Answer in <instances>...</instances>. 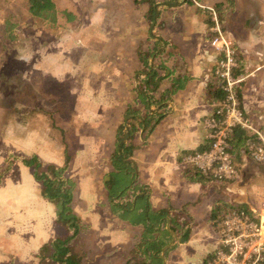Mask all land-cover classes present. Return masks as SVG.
I'll use <instances>...</instances> for the list:
<instances>
[{"label": "crops", "instance_id": "1", "mask_svg": "<svg viewBox=\"0 0 264 264\" xmlns=\"http://www.w3.org/2000/svg\"><path fill=\"white\" fill-rule=\"evenodd\" d=\"M197 3L216 9L221 28L233 41L234 74L242 78L240 107L255 128L264 130V0H109V22L88 16L81 23L75 16L63 22L66 40L86 51L43 56L60 86L79 77L81 110L94 112L54 121L39 106L25 111V127L18 121L10 124V151L61 167L72 182L73 211L109 241L86 249L82 264H203L220 244V216L237 207L252 214L262 209L264 162L245 152L255 137L250 130L235 128L228 142L238 181L206 178L182 160L210 144L203 118L222 99H217L216 56L208 42L210 16ZM152 68L155 77L148 80ZM106 73L109 96L99 95L102 85H85ZM140 91L151 98L140 100ZM128 121L135 126L134 147L122 156L126 166L119 174L125 179L118 174L114 181L116 136ZM69 138L86 146L71 149ZM55 211L31 166L16 160L3 171L0 264H42L37 255L57 232Z\"/></svg>", "mask_w": 264, "mask_h": 264}, {"label": "rangeland", "instance_id": "2", "mask_svg": "<svg viewBox=\"0 0 264 264\" xmlns=\"http://www.w3.org/2000/svg\"><path fill=\"white\" fill-rule=\"evenodd\" d=\"M24 1L0 0V20L4 19L6 13L10 14L12 18L7 25L14 23L16 24L15 28H17V30H14V33H11V38H9L3 34L4 31L2 29L4 26L0 27V178L3 176V171L5 172L9 169L16 160L21 161L18 157L12 158L14 153L10 151L13 148L11 144L10 124L11 122L18 121L19 124L25 127L27 124L26 118L24 119L26 110L36 111L33 108L45 106V111H49L51 119L54 121L61 119L60 121L64 122H67L66 120L69 119L87 117L88 111H90V114L94 112L92 109L81 110L85 108V104H80L77 98L81 94L80 90L82 88L80 87L76 91L77 87L81 86L79 85L81 81L77 80L79 77L68 79L69 82L65 81L66 83L63 82L65 85L60 86L62 83L58 84L59 78L57 76L54 77L53 74L48 72L46 68L47 61L43 54H53L54 56L61 54L64 57L74 56L86 51L71 47L66 40L68 29L67 25L64 27L65 23L63 22H71L75 16V20L81 23L87 22L88 16L94 17V19H98L99 21L109 22V0H53L56 10H58L56 12L57 21L54 23L52 21H43L40 17H35L31 13L29 14ZM85 4L89 5V9L92 7L91 11L93 14H87L89 9L85 8ZM65 12H69L72 15L71 19H68L67 15L64 14ZM1 24L2 21H0ZM55 62L57 61H51L50 64ZM26 66H28L27 69H25ZM53 81L60 87L54 86ZM74 83L77 86L72 87ZM86 84L102 85L100 92L101 89H103V92L99 95L109 96V74L107 75L106 73L99 77V79H87L85 80ZM69 87L72 92L67 93ZM106 87L108 88L107 92H105ZM86 96V102H90V99H93V97H89V93ZM140 99L144 100L145 98L141 97ZM66 104L68 105L66 106ZM79 111L81 112L80 116ZM36 120L37 118H34V121ZM52 138L54 139L53 136ZM67 140L72 141L71 149L79 148L80 150L82 146H86L84 144L81 146L70 138ZM52 143L55 146L57 145L55 141ZM10 152L13 155L8 156ZM23 158L29 159L31 156L26 154ZM21 163L26 164L22 161ZM119 178L120 180L125 179L121 174H119ZM118 182H116L117 185ZM39 184L41 183L39 182ZM41 189H43L42 184ZM122 189H125V187ZM106 216L109 218V214ZM82 221L81 223L86 226V230L82 228L83 239L82 241L79 239L81 241L79 245L81 246L76 248L78 250L82 248V251L86 254V249L96 243L105 245L107 240L104 237L100 238L90 228L91 226L87 223L88 221L86 223Z\"/></svg>", "mask_w": 264, "mask_h": 264}, {"label": "built area", "instance_id": "3", "mask_svg": "<svg viewBox=\"0 0 264 264\" xmlns=\"http://www.w3.org/2000/svg\"><path fill=\"white\" fill-rule=\"evenodd\" d=\"M197 7L210 16L208 42L216 56L214 77L223 95L212 113L203 118L210 144L204 150L185 154L182 160L206 178L235 182L240 175L229 151L230 136L237 127L250 130L255 137L246 144L245 152L252 160L264 162V130L255 128L240 107L237 86L242 78L234 74L238 62L233 41L221 28L214 7L201 3ZM261 208L258 214L239 207L224 214L219 223L220 244L203 264H264V204Z\"/></svg>", "mask_w": 264, "mask_h": 264}, {"label": "trees", "instance_id": "4", "mask_svg": "<svg viewBox=\"0 0 264 264\" xmlns=\"http://www.w3.org/2000/svg\"><path fill=\"white\" fill-rule=\"evenodd\" d=\"M24 4L27 7V11L29 12V14L31 13L35 17H40V19H42L43 21H52L53 23L57 21L56 12L58 10H56V6L53 0H25ZM64 14L67 15L68 19H71L72 16L69 12H65ZM11 18L12 16L6 13L4 19L0 20L2 21L0 27L4 26V28L2 29L4 31L3 34H5L9 38H11V33H14V30H17V28H15L16 24L11 23L10 25H7ZM155 65L156 60L154 66ZM147 67L148 65L144 66L143 71L146 72ZM154 74L155 70L153 69L150 71V73L146 75V78H149L148 80L153 79L155 77ZM142 91H145L144 88ZM142 91L139 92L140 98H151L150 94L148 95V97L147 95L142 94ZM221 92L222 91L219 89L220 94L217 99H221ZM147 105L145 104L146 107ZM134 120L139 121L138 118H134ZM129 122L130 121L126 122L127 129L125 128L124 124H122L118 128V134L116 136L118 147H116L115 149L114 153L116 158L115 160H113V164H115V169L112 174V176H114V181L117 178L118 174L122 171V168L126 166V163L123 161L122 156L127 154L126 151H128L129 155L132 151V148L134 147L132 142L135 136V126L134 124H131L130 126ZM127 135L128 138L124 140ZM11 154L13 155V153L11 152L8 153V156ZM12 158L15 159L16 156L13 155ZM18 159L26 163V165L33 167L35 179L38 180L43 186L42 195H44L56 208L55 228L57 232L51 239H49L46 243L41 246L37 255V257L39 258V263L41 262L42 264H82V261L85 258V253L84 251H82V248L78 250L76 247L81 246L79 244L83 239L82 233L83 229H85L86 226L81 223L79 217L77 216V214H75L71 207L73 190L72 182L68 178L62 176L63 173L61 167L57 168L54 165H42L34 156H31V158L29 159ZM197 172L201 174L199 171ZM110 183H113V177L111 178ZM107 184H109V180ZM111 191L113 190L111 189ZM120 208L122 209V206ZM222 217L223 216L219 217L220 221ZM139 264L149 263L143 261Z\"/></svg>", "mask_w": 264, "mask_h": 264}]
</instances>
